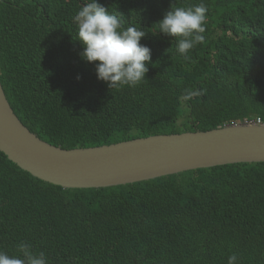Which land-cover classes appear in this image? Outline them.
I'll return each mask as SVG.
<instances>
[{
  "label": "trees",
  "instance_id": "trees-1",
  "mask_svg": "<svg viewBox=\"0 0 264 264\" xmlns=\"http://www.w3.org/2000/svg\"><path fill=\"white\" fill-rule=\"evenodd\" d=\"M87 0H0V78L20 120L64 149L264 123V0H203L204 42L185 60L157 30L171 5L97 0L151 49L145 81L110 89L81 59L74 15ZM79 78V79H78ZM186 90H202L190 101ZM184 108V110L182 109ZM49 264H264V163L188 171L133 185L66 190L0 151V250L20 242Z\"/></svg>",
  "mask_w": 264,
  "mask_h": 264
},
{
  "label": "water",
  "instance_id": "water-1",
  "mask_svg": "<svg viewBox=\"0 0 264 264\" xmlns=\"http://www.w3.org/2000/svg\"><path fill=\"white\" fill-rule=\"evenodd\" d=\"M0 151L21 170L68 190L103 189L215 167L264 163V124L158 135L64 149L33 133L12 108L0 78Z\"/></svg>",
  "mask_w": 264,
  "mask_h": 264
},
{
  "label": "clouds",
  "instance_id": "clouds-1",
  "mask_svg": "<svg viewBox=\"0 0 264 264\" xmlns=\"http://www.w3.org/2000/svg\"><path fill=\"white\" fill-rule=\"evenodd\" d=\"M207 11L203 0L189 7L173 3L171 10L156 24L157 30L176 40V50L185 60L191 59L190 50L204 42L200 34L206 31ZM73 22L77 40L83 47L81 59L95 65L99 81L119 91L125 87L136 88L146 80L152 55L151 49L140 43L146 35L144 29L125 27L118 15L97 0H87L74 15ZM201 95L202 90H186L181 100L190 101ZM258 119L245 123H255ZM0 264H49V259L44 251L35 252L30 243L22 241L17 244L14 255L0 250ZM227 264H239V255L235 252L229 255Z\"/></svg>",
  "mask_w": 264,
  "mask_h": 264
},
{
  "label": "built area",
  "instance_id": "built-area-1",
  "mask_svg": "<svg viewBox=\"0 0 264 264\" xmlns=\"http://www.w3.org/2000/svg\"><path fill=\"white\" fill-rule=\"evenodd\" d=\"M255 123L259 124V125H263L264 123L261 121V119H258Z\"/></svg>",
  "mask_w": 264,
  "mask_h": 264
},
{
  "label": "rangeland",
  "instance_id": "rangeland-1",
  "mask_svg": "<svg viewBox=\"0 0 264 264\" xmlns=\"http://www.w3.org/2000/svg\"><path fill=\"white\" fill-rule=\"evenodd\" d=\"M184 110V108H182Z\"/></svg>",
  "mask_w": 264,
  "mask_h": 264
}]
</instances>
